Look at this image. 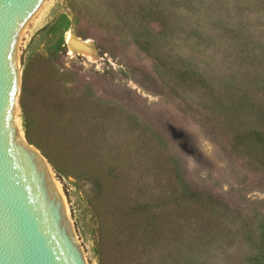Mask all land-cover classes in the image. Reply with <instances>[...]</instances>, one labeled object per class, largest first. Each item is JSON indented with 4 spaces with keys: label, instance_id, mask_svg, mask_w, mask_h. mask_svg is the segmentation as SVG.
Here are the masks:
<instances>
[{
    "label": "rangeland",
    "instance_id": "1",
    "mask_svg": "<svg viewBox=\"0 0 264 264\" xmlns=\"http://www.w3.org/2000/svg\"><path fill=\"white\" fill-rule=\"evenodd\" d=\"M17 57L24 137L25 78L28 114L37 120L47 101L69 128L56 168L32 145L60 184L87 264H130L134 235L136 264H264L260 230H224L220 241L229 245L197 256L189 237L214 224L206 214L162 227L158 260L144 228L126 226L135 205L157 201L155 185L168 193L172 184L165 154L143 124L168 142L193 187L264 213V173L251 170L257 157L243 150L253 131L264 139V0H44ZM64 101L68 119L55 110Z\"/></svg>",
    "mask_w": 264,
    "mask_h": 264
},
{
    "label": "water",
    "instance_id": "2",
    "mask_svg": "<svg viewBox=\"0 0 264 264\" xmlns=\"http://www.w3.org/2000/svg\"><path fill=\"white\" fill-rule=\"evenodd\" d=\"M43 2L0 0V264H87L55 177L14 119L17 46Z\"/></svg>",
    "mask_w": 264,
    "mask_h": 264
},
{
    "label": "trees",
    "instance_id": "3",
    "mask_svg": "<svg viewBox=\"0 0 264 264\" xmlns=\"http://www.w3.org/2000/svg\"><path fill=\"white\" fill-rule=\"evenodd\" d=\"M47 29L50 28L46 26L42 30ZM27 90L28 83L25 78L21 93L22 123L25 135L31 144H34L41 149L43 154L56 168L55 154L58 152L62 138L69 133V128L66 130L63 127L64 125H60L56 121L52 115L53 110L51 104L49 105L47 101L46 107L37 114V120H34L28 114L23 102ZM68 104V101L59 102L55 108V110L59 111V115L67 117V119L72 113ZM228 111L229 108L224 107L223 112ZM143 128V131L150 135V138H152L154 143L164 152L169 171L172 175V184L168 193L162 188L163 186L155 185V189L158 192L155 199L157 201L151 204L145 200L143 203L135 205L132 208L133 219L130 220V222H126L127 230L129 231L144 228L148 237L147 248L149 249L152 258L158 260V257L155 258L161 250L158 241L166 235L161 231L162 227L169 226L171 222H174L175 220L181 222L179 224L181 226L184 222L186 223L188 221V216L195 213H201L202 215L206 214L210 220H214L212 226L204 227V225H201V228L199 230L195 229L189 237V239H192L189 247L197 248L196 251L191 249L196 253L198 252L197 256L203 253H212L216 248L219 249L224 247V245H229L228 241L225 243L224 240L220 241L223 239V237L220 236V233L225 230L228 234L231 231L230 235H235L236 231L233 230L232 227L237 228L241 232L260 230L264 233V213L242 212L239 209L230 206L227 202L216 199L212 195L193 187L186 179L182 164L172 153L168 142L150 126L143 124ZM249 138L251 141H248L249 143H246L245 146H243V150L248 152V154L255 152V157H251H253V161H255V158L257 157V163L259 164L249 166H251V170L255 172L264 173V139H262V136L257 131H253ZM250 143H252L255 148H251ZM235 149L238 148L235 146ZM235 149H233V153L236 154V151H234ZM146 192L149 191L145 189V194ZM202 220V218H198L197 223L201 224ZM138 239L139 236L134 235L129 238L127 243L128 253L126 257L131 259L130 264H136V254L132 249L137 248L136 245ZM194 244L196 245L194 246ZM262 249H264V246H262ZM163 252L164 251L161 250V253ZM101 258L104 260L106 259V256ZM148 261L152 260L149 258Z\"/></svg>",
    "mask_w": 264,
    "mask_h": 264
},
{
    "label": "bare ground",
    "instance_id": "4",
    "mask_svg": "<svg viewBox=\"0 0 264 264\" xmlns=\"http://www.w3.org/2000/svg\"><path fill=\"white\" fill-rule=\"evenodd\" d=\"M72 37H73V35L70 34L69 39L72 38ZM17 69H18V78H19V80H20L21 69H20V64H19L18 57H17ZM17 112H18V106H16L15 109H14V119H15V124H16V128H17V131H18L19 137H20L21 140L25 143V142H26V139H25V137H24L22 131L20 130V122H19V118H17V116H16V115H17ZM18 125H19V128L17 127ZM40 155L42 156L41 153H40ZM43 159L45 160L48 169L50 170V172H51L52 175H53L52 169H51L50 166L47 164L48 162L46 161V159H45L44 157H43ZM53 176H54V175H53ZM56 181H57V180H56ZM57 183H58V185H59V187H60V184H59L58 181H57ZM60 189H61V188H60ZM61 192H62V190H61Z\"/></svg>",
    "mask_w": 264,
    "mask_h": 264
}]
</instances>
